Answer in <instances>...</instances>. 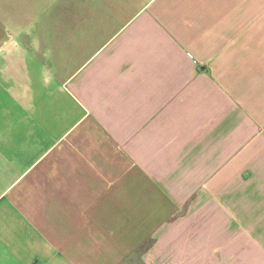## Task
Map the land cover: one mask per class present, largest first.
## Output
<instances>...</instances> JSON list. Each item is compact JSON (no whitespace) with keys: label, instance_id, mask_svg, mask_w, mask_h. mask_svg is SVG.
Listing matches in <instances>:
<instances>
[{"label":"crops","instance_id":"crops-1","mask_svg":"<svg viewBox=\"0 0 264 264\" xmlns=\"http://www.w3.org/2000/svg\"><path fill=\"white\" fill-rule=\"evenodd\" d=\"M27 1L0 11V264H264V0H60L55 41ZM70 33L94 60H48Z\"/></svg>","mask_w":264,"mask_h":264},{"label":"rangeland","instance_id":"rangeland-1","mask_svg":"<svg viewBox=\"0 0 264 264\" xmlns=\"http://www.w3.org/2000/svg\"><path fill=\"white\" fill-rule=\"evenodd\" d=\"M61 2L60 0L48 2V9L51 13H47L45 16L31 19V25L39 26L46 24L49 28V32L52 31V41L59 39L61 27L66 26L65 19L62 18L59 8ZM31 9L34 6H30ZM45 4L36 1L35 8H44ZM24 12L29 8L27 0H0V11L5 14V20L16 22V9ZM37 9V10H39ZM68 25L71 26V21L69 20ZM52 28V30H51ZM71 33L68 41H64L62 45H56L51 52V59L48 60H94L95 57L92 55L97 51V48L93 47V43H85V47H82V43H78L76 40L71 39ZM53 43V42H52ZM56 49V50H55ZM43 51V50H41ZM108 51V49L106 50Z\"/></svg>","mask_w":264,"mask_h":264}]
</instances>
